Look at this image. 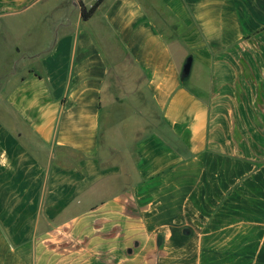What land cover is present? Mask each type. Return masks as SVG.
<instances>
[{
	"label": "crops",
	"instance_id": "obj_1",
	"mask_svg": "<svg viewBox=\"0 0 264 264\" xmlns=\"http://www.w3.org/2000/svg\"><path fill=\"white\" fill-rule=\"evenodd\" d=\"M98 1L0 0V264H264V0Z\"/></svg>",
	"mask_w": 264,
	"mask_h": 264
},
{
	"label": "trees",
	"instance_id": "obj_2",
	"mask_svg": "<svg viewBox=\"0 0 264 264\" xmlns=\"http://www.w3.org/2000/svg\"><path fill=\"white\" fill-rule=\"evenodd\" d=\"M103 2V0H99L89 11L86 10V8L83 6L82 7V16L85 20L91 17L93 13L97 10L99 5Z\"/></svg>",
	"mask_w": 264,
	"mask_h": 264
},
{
	"label": "water",
	"instance_id": "obj_3",
	"mask_svg": "<svg viewBox=\"0 0 264 264\" xmlns=\"http://www.w3.org/2000/svg\"><path fill=\"white\" fill-rule=\"evenodd\" d=\"M191 65H192V58H189L187 62L184 64L182 70V77L184 80H186L189 77Z\"/></svg>",
	"mask_w": 264,
	"mask_h": 264
}]
</instances>
